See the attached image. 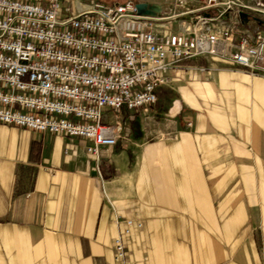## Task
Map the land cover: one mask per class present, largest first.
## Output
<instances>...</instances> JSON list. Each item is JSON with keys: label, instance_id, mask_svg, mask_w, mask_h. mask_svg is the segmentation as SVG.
Returning a JSON list of instances; mask_svg holds the SVG:
<instances>
[{"label": "crops", "instance_id": "crops-1", "mask_svg": "<svg viewBox=\"0 0 264 264\" xmlns=\"http://www.w3.org/2000/svg\"><path fill=\"white\" fill-rule=\"evenodd\" d=\"M134 1L160 5L158 34H191L196 2ZM237 1L220 27L264 36V0ZM161 75L156 103L126 111L135 127L97 157L89 139L0 123V264H264V75L217 58Z\"/></svg>", "mask_w": 264, "mask_h": 264}, {"label": "built area", "instance_id": "built-area-1", "mask_svg": "<svg viewBox=\"0 0 264 264\" xmlns=\"http://www.w3.org/2000/svg\"><path fill=\"white\" fill-rule=\"evenodd\" d=\"M73 1L0 0V123L89 139L86 151L97 157L123 137V120L107 113L155 104L161 72L181 61L217 58L264 75L260 31L236 39L217 23L238 15L237 0H192L198 7L185 11L195 14L191 34L165 35L156 31L165 16L139 14L134 0L79 10ZM131 225L126 220L124 233ZM114 252L116 261L124 258L120 235Z\"/></svg>", "mask_w": 264, "mask_h": 264}, {"label": "water", "instance_id": "water-1", "mask_svg": "<svg viewBox=\"0 0 264 264\" xmlns=\"http://www.w3.org/2000/svg\"><path fill=\"white\" fill-rule=\"evenodd\" d=\"M136 8L137 12L143 15L156 16L162 14L160 5L155 3L137 2Z\"/></svg>", "mask_w": 264, "mask_h": 264}, {"label": "rangeland", "instance_id": "rangeland-1", "mask_svg": "<svg viewBox=\"0 0 264 264\" xmlns=\"http://www.w3.org/2000/svg\"><path fill=\"white\" fill-rule=\"evenodd\" d=\"M92 2L94 1L95 2V0H91ZM97 2H99V3H102V4H111L112 3V0H98ZM121 2H123V1H121ZM191 5H198L197 3H189L188 4V6H191ZM136 111H138V110H136ZM119 115V117L121 118V120H123V131H122V138H124V131H125V127H126V124H128V122H130V120H127V122H125V115H126V110H121V112L118 114ZM119 118V119H120ZM121 138V139H122Z\"/></svg>", "mask_w": 264, "mask_h": 264}, {"label": "trees", "instance_id": "trees-1", "mask_svg": "<svg viewBox=\"0 0 264 264\" xmlns=\"http://www.w3.org/2000/svg\"><path fill=\"white\" fill-rule=\"evenodd\" d=\"M131 127H135L136 121L132 120L128 123Z\"/></svg>", "mask_w": 264, "mask_h": 264}, {"label": "bare ground", "instance_id": "bare-ground-1", "mask_svg": "<svg viewBox=\"0 0 264 264\" xmlns=\"http://www.w3.org/2000/svg\"><path fill=\"white\" fill-rule=\"evenodd\" d=\"M249 74V73H248Z\"/></svg>", "mask_w": 264, "mask_h": 264}]
</instances>
